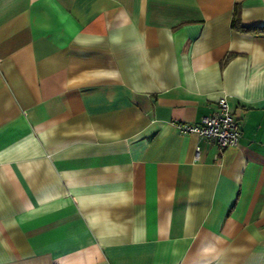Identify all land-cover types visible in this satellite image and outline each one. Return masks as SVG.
Returning <instances> with one entry per match:
<instances>
[{"label":"crops","instance_id":"crops-1","mask_svg":"<svg viewBox=\"0 0 264 264\" xmlns=\"http://www.w3.org/2000/svg\"><path fill=\"white\" fill-rule=\"evenodd\" d=\"M0 264H264V0H0Z\"/></svg>","mask_w":264,"mask_h":264},{"label":"built area","instance_id":"built-area-1","mask_svg":"<svg viewBox=\"0 0 264 264\" xmlns=\"http://www.w3.org/2000/svg\"><path fill=\"white\" fill-rule=\"evenodd\" d=\"M176 127L181 133L195 132L213 141L222 149L238 144L241 134L238 121L230 110L226 96L219 98L216 112L203 117L199 124L177 122ZM199 150L200 148L197 146L195 159L199 158Z\"/></svg>","mask_w":264,"mask_h":264},{"label":"trees","instance_id":"trees-1","mask_svg":"<svg viewBox=\"0 0 264 264\" xmlns=\"http://www.w3.org/2000/svg\"><path fill=\"white\" fill-rule=\"evenodd\" d=\"M231 24L233 27H236L240 30H254V31H260V29L262 28H246L244 26L241 25V22H240V17L239 15L237 14V12L234 14L233 18H232V21H231Z\"/></svg>","mask_w":264,"mask_h":264}]
</instances>
